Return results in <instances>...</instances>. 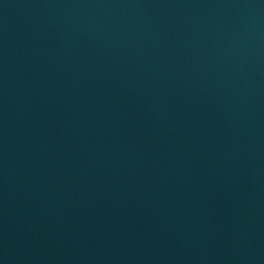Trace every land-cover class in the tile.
Returning a JSON list of instances; mask_svg holds the SVG:
<instances>
[{
  "label": "water",
  "instance_id": "obj_1",
  "mask_svg": "<svg viewBox=\"0 0 264 264\" xmlns=\"http://www.w3.org/2000/svg\"><path fill=\"white\" fill-rule=\"evenodd\" d=\"M0 264H264V0H0Z\"/></svg>",
  "mask_w": 264,
  "mask_h": 264
}]
</instances>
